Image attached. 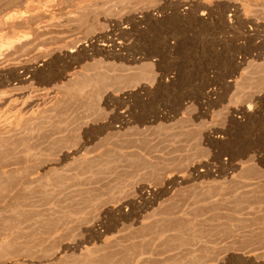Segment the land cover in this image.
<instances>
[{
    "label": "rangeland",
    "instance_id": "obj_1",
    "mask_svg": "<svg viewBox=\"0 0 264 264\" xmlns=\"http://www.w3.org/2000/svg\"><path fill=\"white\" fill-rule=\"evenodd\" d=\"M53 2L0 0V264H264V0Z\"/></svg>",
    "mask_w": 264,
    "mask_h": 264
},
{
    "label": "bare ground",
    "instance_id": "obj_2",
    "mask_svg": "<svg viewBox=\"0 0 264 264\" xmlns=\"http://www.w3.org/2000/svg\"><path fill=\"white\" fill-rule=\"evenodd\" d=\"M43 1H45V0H43ZM51 1H54L55 2V0H51ZM11 2V1H10ZM48 2V1H47ZM53 2V3H54ZM8 3V2H7ZM189 3H192V2H189ZM31 4V3H30ZM29 4V5H30ZM50 4V3H49ZM48 3H47V5H49ZM34 5V4H33ZM36 5V4H35ZM44 5V4H43ZM51 5V4H50ZM187 5H188V3H187ZM187 5H186V7H187ZM193 5V4H192ZM191 5V6H192ZM30 6H32V5H30ZM40 7L42 6V5H39ZM236 6V5H235ZM27 7V6H26ZM44 7V6H43ZM45 7H47L46 5H45ZM44 7V8H45ZM50 7V6H49ZM234 7V6H233ZM32 8H34V10L36 9V7H34V6H32ZM38 8L39 7H37V10H38ZM189 8H191V7H189ZM40 9V8H39ZM187 9V8H186ZM189 10V9H188ZM235 17V16H234ZM238 17V16H237ZM16 18V17H15ZM11 22V21H10ZM10 34H11V32H10ZM28 34V33H27ZM24 36V35H23ZM13 37H16V36H13ZM26 37V39L24 38V41L25 40H27V38H29V36H25ZM18 38V37H17ZM8 39H10V38H8ZM6 40V39H5ZM19 40V39H18ZM8 41H10V40H8ZM15 41L16 40H11L10 41V43L12 42V45L10 44V46H13L14 44H15ZM20 41H22V38L19 40V41H16V44H18V42H19V44L21 43ZM7 42V41H6ZM6 42H2V43H6ZM13 42H14V44H13ZM9 43V42H8ZM1 44V43H0ZM15 44V45H16ZM6 45V44H5ZM10 46H5V47H3V49L5 48L6 49V47H9V49H10ZM14 47H16V46H14ZM11 48H13V47H11ZM0 49H1V47H0ZM0 50V51H2V52H4L5 50ZM14 50V49H13ZM6 52H7V50H6ZM243 88V87H242ZM4 95H6V94H4ZM15 98V97H14ZM11 99H13V98H11ZM9 100V103H7L6 105H5V107L6 108H4V112L1 114V116H0V127H8L7 129L8 130H11V129H9V128H12V127H19L20 125H21V123H22V118H21V116H19V114H18V110L16 109V107H15V104H16V102L17 101H19L18 99H17V101L16 100H14L13 99V101L12 100ZM6 96H2V95H0V103L1 104H3V103H5L6 101ZM12 101V102H11ZM19 103V102H18ZM17 103V104H18ZM16 104V105H17ZM4 127L3 128H0V130H2V129H4ZM6 127H5V129H6ZM6 131V130H5ZM2 132V131H1ZM16 146V145H15ZM14 146V147H15ZM16 148V147H15ZM17 150V149H16ZM14 151H15V149L14 148H12L11 147V145H10V142H9V140L6 138L5 139V137L3 136H0V193L2 192V191H4V190H6V188H7V186L10 184V183H12L13 182V178H14V174H13V170H12V166H14L15 165V163H13L11 160H10V158H11V156H12V154H14ZM17 165V164H16ZM15 169V168H14Z\"/></svg>",
    "mask_w": 264,
    "mask_h": 264
},
{
    "label": "snow or ice",
    "instance_id": "obj_3",
    "mask_svg": "<svg viewBox=\"0 0 264 264\" xmlns=\"http://www.w3.org/2000/svg\"><path fill=\"white\" fill-rule=\"evenodd\" d=\"M249 110H250V111H252V109H251V108H250Z\"/></svg>",
    "mask_w": 264,
    "mask_h": 264
}]
</instances>
